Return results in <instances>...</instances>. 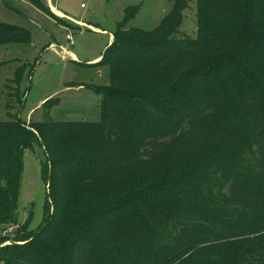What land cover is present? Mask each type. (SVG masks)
<instances>
[{
	"label": "trees",
	"instance_id": "obj_1",
	"mask_svg": "<svg viewBox=\"0 0 264 264\" xmlns=\"http://www.w3.org/2000/svg\"><path fill=\"white\" fill-rule=\"evenodd\" d=\"M196 6V38L176 37L188 0L153 30L126 28L140 7L125 8L99 63L110 83L92 85L100 121L0 119V264H264V0ZM31 42L0 22V46ZM35 144L43 225L11 237Z\"/></svg>",
	"mask_w": 264,
	"mask_h": 264
},
{
	"label": "rangeland",
	"instance_id": "obj_2",
	"mask_svg": "<svg viewBox=\"0 0 264 264\" xmlns=\"http://www.w3.org/2000/svg\"><path fill=\"white\" fill-rule=\"evenodd\" d=\"M41 1L44 8H38L27 0H0V22L26 28L32 38L30 44L0 46V59L3 61L0 63V119L20 118L27 124L49 118L98 122L102 119L100 104L103 94L95 91L92 85L110 83L109 66L99 63L105 49L112 43L110 35L123 19L125 8L132 5L140 7L126 28L153 30L171 11L174 0ZM188 1L189 7L184 11L176 34L179 38H196L197 35L196 0ZM51 4L68 14L69 18L55 12ZM79 20L84 23H78ZM68 33L73 34V45L66 39ZM21 65H26V69L17 86L14 78ZM51 98L59 99L60 103L48 110L43 104ZM44 161L45 153L39 144L25 150L17 209L19 224L7 226L4 234L14 237L16 229L28 225V220L31 232L24 234L35 233L43 225L49 192L43 175Z\"/></svg>",
	"mask_w": 264,
	"mask_h": 264
},
{
	"label": "crops",
	"instance_id": "obj_3",
	"mask_svg": "<svg viewBox=\"0 0 264 264\" xmlns=\"http://www.w3.org/2000/svg\"><path fill=\"white\" fill-rule=\"evenodd\" d=\"M51 6H52V8L55 10V12H57L59 15H63V16H66V17L69 18V15L66 14L65 12L61 11L60 9H57L53 4H51ZM77 22H78V23H84V21H82V20H79V21H77ZM87 26H88V25H87ZM96 30H100V29H96ZM104 31H105V30H104ZM113 39H114V36H113V34L111 33V35H110V42H112ZM65 50H66V49H65ZM64 53L67 54L66 51H64ZM71 55H73V57L76 58L75 54L71 53ZM99 59H100V57H98L97 60L99 61ZM0 62H3V61L0 59ZM0 67H2V65H1ZM8 81H9V79H8Z\"/></svg>",
	"mask_w": 264,
	"mask_h": 264
},
{
	"label": "built area",
	"instance_id": "obj_4",
	"mask_svg": "<svg viewBox=\"0 0 264 264\" xmlns=\"http://www.w3.org/2000/svg\"><path fill=\"white\" fill-rule=\"evenodd\" d=\"M66 39L69 41V43H70L71 45L74 44L73 34L68 33L67 36H66Z\"/></svg>",
	"mask_w": 264,
	"mask_h": 264
},
{
	"label": "water",
	"instance_id": "obj_5",
	"mask_svg": "<svg viewBox=\"0 0 264 264\" xmlns=\"http://www.w3.org/2000/svg\"><path fill=\"white\" fill-rule=\"evenodd\" d=\"M50 181H51V178H50L49 183H48V188H49V185H50Z\"/></svg>",
	"mask_w": 264,
	"mask_h": 264
}]
</instances>
